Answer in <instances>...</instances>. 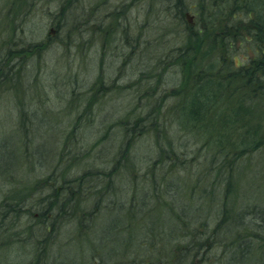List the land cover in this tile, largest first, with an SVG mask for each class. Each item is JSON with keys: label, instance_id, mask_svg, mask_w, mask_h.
<instances>
[{"label": "rangeland", "instance_id": "obj_1", "mask_svg": "<svg viewBox=\"0 0 264 264\" xmlns=\"http://www.w3.org/2000/svg\"><path fill=\"white\" fill-rule=\"evenodd\" d=\"M165 1L0 0V61L10 46L23 51L17 78L11 74L0 83V159L4 157L10 172L0 176V217L9 196L24 189L37 188L40 195L86 171L102 172L110 183L108 190L99 182L94 186L97 174L79 180L87 196L82 200L76 195L74 203L93 223L82 228L80 219L64 222L67 232L53 230L42 244L21 237L9 249L12 254L0 252V264H32L38 249L47 251L42 264H151L161 258L178 264H224L220 245H209L216 219L211 220L208 210H215L221 198L218 203L191 188L194 179L210 172V161L197 132H190L174 109L182 100L179 91L187 74L170 61L186 40V24L166 10ZM66 17L76 21L66 26ZM59 22L57 30L53 24ZM29 44H40V54H29ZM237 48L243 55V47ZM22 109L33 115L30 135L20 126ZM150 111L163 124L161 130L147 125L135 135L126 130L139 117L144 124ZM160 144L167 149L171 144V158L178 154L177 160L187 161H156ZM124 149L127 155L117 165ZM257 158L254 164L240 162L231 174V210L244 204L237 201H245L251 190L264 192V153ZM166 177L180 184L171 188V195L163 186ZM157 181L162 183L154 189ZM103 192L101 207L94 206ZM143 218L152 227L158 225L151 239L139 220ZM187 223L193 226L185 230ZM203 236L209 237L207 256L186 253Z\"/></svg>", "mask_w": 264, "mask_h": 264}, {"label": "trees", "instance_id": "obj_2", "mask_svg": "<svg viewBox=\"0 0 264 264\" xmlns=\"http://www.w3.org/2000/svg\"><path fill=\"white\" fill-rule=\"evenodd\" d=\"M166 2L169 6L166 10L170 9L182 24H186L184 33L186 40L182 46L175 49L176 53L170 61L175 66L181 67L180 71L183 75L187 74V78L183 76L187 82L179 91L182 100L180 99L179 106L174 109L179 111L177 115H180L181 123L188 125L190 132L194 130L197 132L196 134L201 138L200 149L205 155V160L209 157L210 161V172L198 177V180L194 179L191 188L197 190L200 197L214 198L218 203L219 197L221 198L220 205L215 207V210H208L212 211L211 220L216 219L210 238L203 236L202 242L189 245L186 253L207 256L205 251L208 247H205L210 239L211 248L220 245L224 264H264V204L259 200H264V192L251 190L245 201L238 199L237 203L244 204L236 210H231L227 206L228 198L233 191L231 174L234 173L237 165L243 161L252 164L258 154L264 153V0H191L192 4L187 0ZM63 5L64 2L60 8L61 14L66 9ZM186 14L193 17L192 25L188 24ZM71 19L73 18H64L67 22L66 26L70 25ZM55 27L58 30L60 24ZM72 27L75 28V25ZM40 44L34 46L29 44V54L33 52L40 54L42 51ZM239 46L243 47L241 51L243 55L237 54ZM250 49L253 55L247 54V50ZM22 53V50L17 51L15 48L7 49L6 56L0 61V83L11 74L17 78L16 68L21 64L18 55ZM202 66L205 69H201ZM13 80L15 82V79ZM188 94L193 96V99L190 97L192 102L189 105L185 103ZM21 112L20 126L31 132L33 115H27L24 109ZM144 118L148 121L142 124L139 117L131 125L127 124L126 130L135 135L144 130L142 126L147 125L158 130L163 127L161 121L151 111L144 115ZM28 125L30 128H27ZM168 145L170 149L160 144L156 161L160 157L169 163L187 161L185 158L177 160L181 156L178 154L171 158L168 152L172 150L171 144ZM126 147L129 148L127 142L124 148ZM0 149L2 151L1 146ZM125 149L119 154L123 157H118L117 165L127 155ZM8 166L2 156L0 176L5 173L10 174ZM92 174H97L94 175L96 181L93 185L96 186L98 185L96 182H99V185H104L108 190L110 183H107L108 178L104 173L86 171L76 180L62 179L60 184L40 195L37 188H29L24 189L22 193L9 196L0 217V252L8 251L12 254L9 249L21 237H25L27 243L39 241L42 244L48 241L54 231L47 229V226L57 222L59 217L57 214L64 216L69 212L61 208L62 203L73 204L78 194L82 196V200H85L87 194L79 188L84 184L79 180ZM161 174L165 175L163 172ZM175 181L174 177H166L163 182V186L168 189V195H171L173 188L179 187L180 184ZM161 183L157 181L153 188H159ZM219 186L222 188L220 189ZM34 187H37V184ZM61 189H69V191H60ZM215 189H220L221 192ZM104 195L105 192L99 194L100 200H97L96 204L100 207ZM131 206L133 208L135 205H130L129 209H132ZM36 209L38 212H34ZM125 209L127 210L126 207ZM22 220L25 225H21ZM139 220L143 225L145 224L144 233L147 234L148 239H151L150 235L155 233L153 227L158 225L152 227L150 222L146 223L147 218ZM175 222L173 221L174 224ZM167 224L164 222L163 226H168ZM79 226L85 227L82 221ZM128 226L129 224L126 228ZM190 226L193 224L187 223L184 227L188 229ZM18 250L17 248L16 251ZM46 252L41 249L36 250L32 264H42L41 257H44ZM23 255L21 254L22 257ZM54 263L61 264L60 261ZM178 263L171 262L170 258L165 259V262L162 258L155 262L151 260V264Z\"/></svg>", "mask_w": 264, "mask_h": 264}, {"label": "bare ground", "instance_id": "obj_3", "mask_svg": "<svg viewBox=\"0 0 264 264\" xmlns=\"http://www.w3.org/2000/svg\"><path fill=\"white\" fill-rule=\"evenodd\" d=\"M74 1H76V0H74ZM57 24H60V22L54 23L53 25L56 26ZM52 32H53V30L51 29L50 33H52ZM9 48H10V50L14 49L11 46ZM257 159L259 160V158H257ZM62 205H63V207H61V208L65 209V211L68 210L69 212L67 214L65 213L64 216L58 215L59 217H58L57 222L51 223V225L47 226V229L55 230L58 232H61L63 230V233H66L67 232L66 226L65 225L62 226V224L64 222H66L65 224H68L69 221H73V219H75V218L80 219V221H82L85 226L89 225V223H91V222L93 223L92 217L87 216L85 212L82 213V211H80V212L77 211L78 208H77V205L75 203L72 204L70 202H65L64 204L62 203ZM94 206H98V205L95 203ZM95 213L97 215V211H95ZM59 221H61V223H58ZM123 230H124V228H123ZM185 230H188V229L185 228Z\"/></svg>", "mask_w": 264, "mask_h": 264}, {"label": "water", "instance_id": "obj_4", "mask_svg": "<svg viewBox=\"0 0 264 264\" xmlns=\"http://www.w3.org/2000/svg\"><path fill=\"white\" fill-rule=\"evenodd\" d=\"M186 17H187V19H188V22L191 24V22H192V21H191V20H192L191 18H192V17L187 16V15H186Z\"/></svg>", "mask_w": 264, "mask_h": 264}, {"label": "flooded vegetation", "instance_id": "obj_5", "mask_svg": "<svg viewBox=\"0 0 264 264\" xmlns=\"http://www.w3.org/2000/svg\"><path fill=\"white\" fill-rule=\"evenodd\" d=\"M67 190L69 191V189H66V190H62V189H61L60 191H67ZM58 215H59V214H57V216H58Z\"/></svg>", "mask_w": 264, "mask_h": 264}]
</instances>
